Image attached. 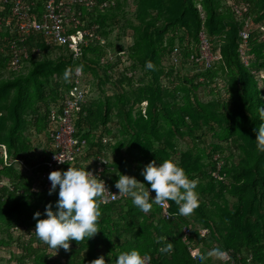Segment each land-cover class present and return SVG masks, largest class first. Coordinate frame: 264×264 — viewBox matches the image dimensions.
<instances>
[{
    "label": "trees",
    "instance_id": "obj_1",
    "mask_svg": "<svg viewBox=\"0 0 264 264\" xmlns=\"http://www.w3.org/2000/svg\"><path fill=\"white\" fill-rule=\"evenodd\" d=\"M106 1L115 4L87 14L99 25L97 33L106 45L91 44L77 61L64 48L39 44L41 54L33 55L19 72L11 73L9 56L1 51L8 44L7 29L0 34V253L10 252L7 264H92L102 256L105 264H115L120 253L135 249L149 264H198L200 256L220 249L231 260L215 262L209 257L204 264H264V152L257 150L254 133L261 123L258 109L264 107V83L258 82L264 43L253 35L249 44L251 63L246 66L239 54L242 23L231 5L233 0H136V19L125 20V24L121 23L126 17L127 0H98L99 4ZM243 1L249 3L255 22L264 21V0ZM202 29L213 51L221 54V61L202 74L204 81L173 67L168 72L161 67L178 44L184 46L186 57L195 53ZM115 32L117 41L127 38L130 44H114L111 37ZM108 49L116 59L103 65L101 58ZM122 52L130 65L118 56ZM54 53L57 57L53 59ZM146 61H152L156 70H147ZM224 63L232 74L236 73L230 85L225 82L236 101L233 116L217 112L223 99L206 103L200 94L207 87L214 92L223 88L224 81L217 72ZM80 65L100 85L111 86L116 96L92 100L89 85V104L75 120L77 135L87 141L89 150L72 166L84 169L82 162L116 154L104 174L108 184L115 186L119 173L131 175L134 164L139 170L132 177L144 183L140 187L147 190L150 185L141 175L143 167L152 161L159 164L172 159L197 181L199 206L183 216L169 201L170 217L166 219L158 205L145 214L130 197L124 203L110 205L98 200L100 232L81 243L72 241L70 250H55L37 239L33 217L58 200V190L50 196L42 189L39 177L52 153L51 110L72 89L63 73ZM139 68L149 82L137 88L133 84ZM164 79L168 84H163ZM180 99L185 103L182 107ZM199 120L211 127L214 140L206 144V150L194 152L196 143L204 142L203 136H197L202 126ZM186 135L193 140V149L174 158L176 139ZM41 142L46 145L43 154L37 155L35 149ZM236 151L240 153L238 161L234 160ZM19 165L35 168L32 173H23ZM152 194L155 196V192ZM185 228L190 232L192 247L200 250L196 258L183 241ZM202 230L208 232L206 236H202ZM168 243L172 244L171 253H162L160 249ZM15 246L21 251L19 257L13 254Z\"/></svg>",
    "mask_w": 264,
    "mask_h": 264
},
{
    "label": "built area",
    "instance_id": "obj_2",
    "mask_svg": "<svg viewBox=\"0 0 264 264\" xmlns=\"http://www.w3.org/2000/svg\"><path fill=\"white\" fill-rule=\"evenodd\" d=\"M232 2L235 14L242 23L239 33L241 41L239 54L243 63L249 66L251 63L250 40L254 34H257V40L264 43V21L255 22L249 3L243 0ZM114 4L108 1L99 4L98 0H0V34H4V29L8 31V35L5 34L8 44L1 51L9 56L8 71L19 72L33 55L39 56L42 51L39 44L49 48H64L75 61L91 44L99 43L105 46L106 41L97 33L99 25L88 19L87 14L93 15L97 9L104 10ZM200 12L204 18L202 7ZM184 49V46L176 45L168 57V64L171 68L187 72L191 77H198L200 81H204L202 74L212 70L215 63L221 61L220 52L213 51L211 41L204 29L199 32L196 52L186 57ZM118 56L124 60L125 65L128 64L127 59H124L125 52ZM115 59L114 55L107 53L101 58V63L107 65ZM128 76L131 77L132 73L128 72ZM88 78L84 71L78 77L74 76L71 81L72 89L65 94L60 105L51 110L49 137L52 153L39 177L42 189L45 191H49L51 187L48 179L51 172L75 165L80 159H84L89 150L87 141L77 135L75 127L78 113H81L89 104ZM262 98L264 100V94ZM56 155L65 162L59 163L54 158ZM110 163L109 156H98L96 159L91 158L87 162H82L85 170L97 179L103 180L106 185L103 199H99L103 205L124 203L128 199V197L119 196L118 189L108 184L104 174ZM151 196L155 198L152 193ZM161 208L163 216L168 219L170 217L169 203L167 207ZM183 232V241L189 245L192 257L196 258L200 250L190 244L189 230L185 228ZM201 233L202 236H206L208 232L202 230ZM222 260L229 261L231 258L225 253ZM145 264H149L147 258Z\"/></svg>",
    "mask_w": 264,
    "mask_h": 264
},
{
    "label": "clouds",
    "instance_id": "obj_3",
    "mask_svg": "<svg viewBox=\"0 0 264 264\" xmlns=\"http://www.w3.org/2000/svg\"><path fill=\"white\" fill-rule=\"evenodd\" d=\"M145 68L155 71L156 65L152 61H146ZM83 70V65L75 69L69 67L65 69L63 79L71 83L73 77H78ZM258 113L261 123L254 129L255 143L257 150L264 152V107H260ZM54 158L59 163L65 162L57 155ZM103 162L107 164L106 161ZM117 175L119 179L115 187L118 195L130 197L131 203L145 214L152 210L153 205L167 207L169 201L177 205L179 214L183 216H189L199 206L197 181L190 179L185 170L172 159H166L159 164L152 161L143 167L141 175L150 185L147 190L140 187L145 184L136 178L121 173ZM48 179L51 184L48 194L51 196L58 190V200L54 205L49 203L44 213L38 211L34 214L33 218L37 221L34 233L50 249L70 250L72 241L81 243L100 232L98 218L101 212L98 200L103 199L106 185L89 171L74 166L67 171H53ZM152 192H155V198H152ZM41 216L46 218L42 219ZM163 239L162 237L161 241ZM160 251L171 253L172 244L168 243ZM224 256L222 250L212 249L198 258V264H204L209 257L222 259ZM145 260V256L133 249L120 253L115 264H145ZM92 264H105V259L102 256Z\"/></svg>",
    "mask_w": 264,
    "mask_h": 264
},
{
    "label": "rangeland",
    "instance_id": "obj_4",
    "mask_svg": "<svg viewBox=\"0 0 264 264\" xmlns=\"http://www.w3.org/2000/svg\"><path fill=\"white\" fill-rule=\"evenodd\" d=\"M124 2H125V0H124ZM137 6L138 5L136 3V0H127V5L125 6V9H124V11L126 12L125 13L126 17L124 19H122V23L121 24H125V20H129L131 22V21H134V19H136L135 16H136V12H137ZM117 32H115L112 35V37H111V41L114 44H116V45L117 44H123L124 46H127L128 43L130 44L131 40H129V39L127 40V38L122 39L123 41H120V40L117 41L116 40ZM182 34H183L182 31L179 32V35H182ZM166 39H168V36H166ZM218 45H220V42L219 43L217 42L216 46H217L218 49H221V46H218ZM256 47H259V46H254V49ZM108 53L110 55H113V52L111 50H109V49H108ZM56 57H57V53H54L52 58L54 59ZM167 60H168V57H167V59L165 58L163 60L161 67H163L164 69L166 67L167 71H171V67L169 66ZM259 61H261L263 63V68H262V70H260L261 72L259 74L258 82L259 83H262V82L264 83V54H263L262 58ZM126 65H130V62H128V64H126ZM139 70H140V68L137 71H139ZM184 71H187V70H184ZM183 75L187 76L186 74H183ZM217 75L219 76L220 79L222 78L223 81H224V85L222 83L223 88L219 90L221 92V95L217 96L216 93H218L219 91H215L214 92V90H212L210 87L209 88L207 87L206 90H203V89L200 90L201 97H202V99L205 100L206 103L207 102H209V103L210 102L217 103L218 100L223 99L222 105L221 104H220V106L218 105L217 112L221 113V115L223 114L224 116H233L231 114H232V111H233V114L236 112V104H235L236 101L231 98V96H230L231 91H230V93L228 92L227 89L229 88V86H228V88H226L225 82H227V85L228 84L230 85L231 81L233 79H235L236 73L233 72V74H232L231 70L229 68H227V65L224 63V65H222V69L218 70ZM87 76L89 77L88 78V83H89V85H91L90 86L91 87L90 90H91L92 94L90 95V97L92 98V100H96V101H98V100H106L107 97L114 98L116 96V93H115V91H113V88L111 86H109V85L106 86L103 83L100 85L99 84L100 82L98 83L97 79L92 78V76H90L89 74H87ZM147 76L144 73L139 71V75H138V77L136 78V80L134 81V84H133L134 87L138 88V87L146 86L148 84V82H149V80H148L149 78ZM3 77L7 78L8 77V73L4 72ZM168 82H169V80H167V79L163 80V84L164 85L168 84ZM180 100L181 101L179 103L180 104L179 106L182 107V105H184L185 103H184V101H182V99H180ZM145 105L146 104H144V107H145ZM197 122L200 123V125H202L201 128H200V131L197 133V136L198 137H202L203 136L204 142L201 141V140H200V142H197L196 143L197 144V147H196L197 150H195L194 152H197L198 150H202V149L206 150V144L208 142H212L214 140V139L212 140L211 127L209 125L205 124V122L202 121V120H199ZM185 131L187 132V130H185ZM176 141H177L176 142L177 148H176V154L175 155L173 154L174 158L175 157L176 158H180L181 154L187 153L188 151H191L193 149L192 148V146L194 145L193 144V140L190 137H188V135H186L184 137H178L176 139ZM43 149L44 148L42 146H36L35 153L37 155H40V154L42 155L43 154ZM239 154H240L239 151L235 152V155H234V160L235 161H238ZM114 157H117V155L114 154ZM18 168L23 173H32L33 168H35V167L29 168V167H26V166L19 165ZM138 170L139 169L136 168V165L133 164L132 167L130 168L131 175L130 174L129 175L127 174V175L132 177L133 176L132 174H134V172L137 173ZM117 218H118L117 216L114 217V219H117ZM12 251H13V254H15L16 257L20 256L21 251L19 249V246L13 247ZM0 258H1L3 264H7V262L10 260V252H8V251L1 252L0 253ZM213 258H214L215 262H217L218 260H221V259H217L215 257H213Z\"/></svg>",
    "mask_w": 264,
    "mask_h": 264
},
{
    "label": "crops",
    "instance_id": "obj_5",
    "mask_svg": "<svg viewBox=\"0 0 264 264\" xmlns=\"http://www.w3.org/2000/svg\"><path fill=\"white\" fill-rule=\"evenodd\" d=\"M116 132H117V131H116ZM116 132H115V133H116ZM41 143H42L41 146L44 148L46 144L43 143V142H41ZM109 158H110L111 162L114 161V160H115L114 154H110V155H109Z\"/></svg>",
    "mask_w": 264,
    "mask_h": 264
}]
</instances>
